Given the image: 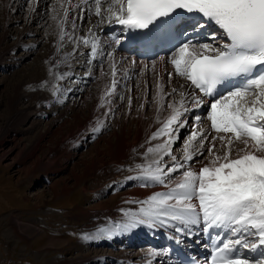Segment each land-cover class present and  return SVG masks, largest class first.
<instances>
[{
  "label": "rangeland",
  "instance_id": "374dc122",
  "mask_svg": "<svg viewBox=\"0 0 264 264\" xmlns=\"http://www.w3.org/2000/svg\"><path fill=\"white\" fill-rule=\"evenodd\" d=\"M57 2L0 0V264H102V259L114 264L110 258L118 257L96 246L93 235L111 217L120 222L122 209L139 213L141 205L131 197L144 186L139 178L128 182L127 177H139L136 165L147 163L146 148L167 139L162 136L146 143L173 115L168 105L179 107L181 100L170 80L159 81L151 73L141 77L138 67L134 73H120L125 62L116 67L115 79L112 62L86 55L90 50L82 36L93 26L89 13L82 16V24L77 17L76 27L68 23L78 29V39L65 35L61 41L59 22L64 11ZM86 73L91 77L79 94L74 85ZM113 79L118 81L114 91ZM160 83H164L162 92ZM105 93L109 95L102 105ZM95 105L101 107L99 113L87 121ZM98 126L100 131L93 132ZM74 129L78 132L71 136ZM189 133L182 130L181 139L172 146L178 160L182 161ZM242 146L233 145L234 149ZM164 161L169 162V157ZM13 221L24 236L16 234ZM153 223L164 229L172 221ZM144 226L137 227L134 238L141 232L150 236ZM133 237L125 235L122 240L126 243ZM146 240L124 243L120 264H151L147 261L155 250ZM156 256L152 264H158Z\"/></svg>",
  "mask_w": 264,
  "mask_h": 264
},
{
  "label": "snow or ice",
  "instance_id": "6c2138e0",
  "mask_svg": "<svg viewBox=\"0 0 264 264\" xmlns=\"http://www.w3.org/2000/svg\"><path fill=\"white\" fill-rule=\"evenodd\" d=\"M105 2L107 15L102 16V0H94L95 15L101 17V22L106 20L109 25L115 22L129 31L147 30L145 35L152 33L160 18L174 22L181 14L187 16L183 23L189 27L180 35L188 36L189 31L193 35L174 46L170 62L175 73L189 81L193 89L205 96L216 95L206 116L210 127L204 130L197 127L199 115L192 116V124L187 118L189 111L194 113L195 108L202 106L199 95L181 92L179 107L168 105L173 108V115L146 143L162 136L167 139L146 148L143 156L147 163L136 165L139 177H127L141 179L142 186L162 185L167 191L134 201L141 204L139 213H126L129 220L122 227H151L153 222L163 224L169 220L182 225L202 222L206 228L226 226L232 238L220 241L222 246L216 247L212 264H252L246 257L235 255L241 248L258 251L254 264H264V0ZM68 11L64 9L59 22L61 41L65 35L70 36L64 30ZM209 24L219 31H202ZM83 43L87 45L90 41L83 39ZM98 45V39L91 41L90 52L86 54L91 59L97 57ZM105 58L113 61L110 67L115 78L114 54L108 52ZM168 76L171 78L172 73ZM117 83L113 79V91ZM218 86L226 91L220 92ZM176 91L173 88V94ZM182 128L192 130L183 143L181 161L173 154L172 146L181 139ZM92 131H100V126ZM235 142L243 147L234 149ZM205 153L208 163L193 170L188 162L194 156L204 157ZM165 156L170 163L164 161Z\"/></svg>",
  "mask_w": 264,
  "mask_h": 264
},
{
  "label": "bare ground",
  "instance_id": "6f19581e",
  "mask_svg": "<svg viewBox=\"0 0 264 264\" xmlns=\"http://www.w3.org/2000/svg\"><path fill=\"white\" fill-rule=\"evenodd\" d=\"M14 1V0H13ZM59 3V5L61 6V8L63 9V11H64V9L65 8H68L69 9V11H68V17H67V22L65 23V32L66 33H69L70 34V36H71V38L72 39H78V32H77V30L78 29H72V28H70L69 27V24L68 23H71L72 25H78V20H77V17H82V16H84V15H86L87 13H89L90 14V20H91V22H93V26H92V28H90L88 31H87V34L83 37L82 36V38L83 39H87V40H89L90 41V43H89V45L91 46V41H93L94 39H98L99 40V45H102L101 47H100V51H102L101 49H103L104 50V55L106 56V54L108 53V52H111V53H113L114 54V62L116 63V67L122 62V56H120L119 55V53L118 52H115L114 50H110L109 48H108V46H109V43H110V41L107 39V37L105 36V34H103L102 33V28L107 24H103L102 26H100L101 24H100V22H101V17H97L96 15H95V4H94V2H89V3H82L81 1H79V0H70V3H69V0H59V2H57V4ZM36 5V4H35ZM58 5V6H59ZM55 6H56V4H55ZM63 6V7H62ZM55 8V7H54ZM107 8V3L105 2V0H102V13H101V15L102 16H106L107 15V13L104 11V9H106ZM36 9V8H35ZM38 10V9H37ZM40 10V9H39ZM62 12V11H61ZM60 14V13H59ZM58 14V15H59ZM64 16V15H63ZM63 16H61V19L63 18ZM80 22H81V24H82V22H83V20L82 19H80L79 20ZM77 22V23H76ZM76 25H75V27H76ZM81 26V25H80ZM74 27V26H73ZM69 38H70V36L69 35H67ZM68 37H66V38H68ZM68 38V39H69ZM81 39V38H80ZM221 40V37L218 39V41H220ZM99 45H98V47H99ZM101 58H103V59H105V60H107L105 57H103V56H101ZM136 58L135 57H132V58H130V60L128 59V62H127V65H128V67H127V71L128 72H134V68H136V67H139V65L136 63ZM110 62H113V61H110ZM157 66V75H154L152 72H151V78H158L159 79V81H164L165 79H167V80H170V83L174 86V87H177L178 89H179V91H180V93L181 92H185V93H191L192 95H199L200 97H201V95L200 94H198V93H196L195 92V90L192 88V87H190L189 86V83L184 79V78H182V77H180V76H178L175 72H174V70H173V67H172V65L170 66L169 64H168V62L166 61V58H164V57H162L161 59H159V61H158V64L156 65ZM166 72H172L173 74H175L176 76L174 77V78H167V76H166ZM143 73H145V74H149L150 75V73H146L145 71L143 72ZM164 73H165V76H164ZM88 75L91 77V74L90 73H86V75L82 78V79H78L77 81H76V84L74 85L75 86V90L74 91H76V92H79V94H83V87H84V84L86 83V82H88V80H89V77H88ZM148 75V76H149ZM146 76V75H145ZM81 78V77H80ZM159 86H164V83H160L159 84ZM156 88H157V86H156ZM158 89V88H157ZM109 94H107V93H105V95L103 96V97H105V96H108ZM207 100H205V101H203L202 100V106L201 107H197V108H195V111H194V113L192 112V111H189L188 113H187V118H188V120H189V122H191V124H192V116L195 114V115H199L200 116V123H199V125H198V128L200 129V130H204V129H208L209 127H210V121L209 120H207V118H206V116H207V112H206V106H207ZM100 108L101 107H98V106H94V109H93V111L91 112V114L92 115H90V118L87 120V121H90L91 120V122L93 121V119H94V115L96 114V113H99L98 112V110H100ZM96 116V115H95ZM185 117H182V119L181 120H183ZM90 122V123H91ZM79 126H80V124H79ZM83 126V125H82ZM77 130L78 131H80L79 130V128H77ZM125 130V129H124ZM182 130H189V131H191L192 129L191 128H182V129H180L179 130V132H181ZM75 131V132H74ZM78 131H76V129H74L73 131H70V135L72 136L73 134L74 135H76V133L78 132ZM124 133H125V131H123L122 132V134L124 135ZM211 135H216V133L215 132H211ZM221 135H223V134H221ZM121 137V136H120ZM122 138V137H121ZM123 139V141L122 142H124V143H126V142H128V140L126 139L125 140V138H122ZM121 140V139H120ZM133 141V140H132ZM134 141H135V139H134ZM121 142V143H122ZM136 142V141H135ZM145 142V141H144ZM121 143H120V145H121ZM132 143V142H131ZM137 143V142H136ZM135 143V144H136ZM129 145V144H128ZM132 145V144H131ZM130 145V146H131ZM143 145V144H142ZM139 146H141V145H139ZM120 148H121V146H119ZM132 147V146H131ZM135 146H133V148H134ZM138 147V146H137ZM136 147V148H137ZM243 147V146H242ZM241 147V148H242ZM113 148V147H112ZM130 148V147H129ZM127 150V149H126ZM133 150H135V149H133ZM120 153H122V151H121V149H120ZM115 154V153H114ZM130 154H132V153H128V156H130ZM174 154V153H173ZM207 153H205V155H206ZM120 156H122V155H120ZM120 156H118V158L120 157ZM127 156V155H126ZM128 156H127V159H128ZM117 157V155H114L113 156V158H116ZM233 157H235V156H233ZM122 158V157H121ZM98 159V158H97ZM125 159V158H124ZM206 158H202V157H200V156H194V160L193 161H190L192 164H190V167L193 169V170H198L200 167H202L204 164H207L208 163V161L207 162H205L204 160H205ZM101 160V159H100ZM100 160H97V163L98 162H103V160L102 161H100ZM126 160V159H125ZM168 161V160H167ZM95 162L96 161H94V164H95ZM169 162H170V160H169ZM168 162V163H169ZM96 163V164H97ZM95 164V165H96ZM43 165V164H42ZM97 168V167H96ZM159 186H161V185H157V186H154V187H151V188H148V187H143V188H140L139 190L137 189L136 191H134V194H136V195H134V197H131L132 199H133V201H138L139 200V198L140 197H142V196H144V195H150L151 193H152V191H154L155 193H157V192H165V191H167V190H165V189H163L162 190V188L160 187L159 188ZM164 188V187H163ZM153 192V193H154ZM130 197V196H129ZM136 199V200H135ZM102 204V203H101ZM101 204H99L98 206H102ZM120 209V208H119ZM115 210V209H114ZM117 210H118V208H117ZM117 210H115V211H117ZM119 217V216H118ZM125 223H127V222H125ZM124 223V224H125ZM154 224V223H153ZM160 225V224H159ZM154 226V225H153ZM155 228V227H154ZM154 228H153V231H155V234L159 237L160 236V230H154ZM156 228H157V226H156ZM162 228V227H161ZM129 231H130V229H129ZM133 231H134V229H133ZM148 231H151V230H148ZM149 241V240H148ZM150 242V241H149ZM150 243H152V241L150 242ZM158 244V243H157ZM157 256L156 257H158V264H163L162 263V261H161V256L160 255H158V254H156ZM153 256H154V254H153ZM155 262H157V260H155ZM154 262V263H155Z\"/></svg>",
  "mask_w": 264,
  "mask_h": 264
},
{
  "label": "crops",
  "instance_id": "0c3cea01",
  "mask_svg": "<svg viewBox=\"0 0 264 264\" xmlns=\"http://www.w3.org/2000/svg\"><path fill=\"white\" fill-rule=\"evenodd\" d=\"M148 188H150V186H148ZM113 209H116V207H113ZM109 210V213L113 210ZM96 211V210H94ZM94 217L95 216H98V213H94L92 214ZM125 217V215L123 214L121 217H120V220H123ZM110 223H104L102 224L99 229L96 231V233L93 235V237H98L100 234H104V235H108V236H112L114 235L115 233H117V230L115 229V226L113 224H111L112 220H114L116 222V220L114 218L111 217L110 219ZM14 222V223H13ZM12 222V226L14 228V231H16V234L18 236H24L22 231H21V228H17L16 224L18 225L19 223H17L16 221H13ZM16 222V223H15ZM114 222V224H115ZM116 225V224H115ZM20 226V225H18ZM42 231V229H40Z\"/></svg>",
  "mask_w": 264,
  "mask_h": 264
}]
</instances>
